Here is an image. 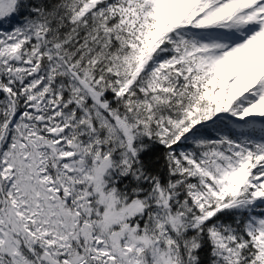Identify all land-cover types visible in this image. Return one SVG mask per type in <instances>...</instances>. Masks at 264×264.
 Returning <instances> with one entry per match:
<instances>
[{
  "label": "snow or ice",
  "instance_id": "1",
  "mask_svg": "<svg viewBox=\"0 0 264 264\" xmlns=\"http://www.w3.org/2000/svg\"><path fill=\"white\" fill-rule=\"evenodd\" d=\"M0 264H264V0H0Z\"/></svg>",
  "mask_w": 264,
  "mask_h": 264
}]
</instances>
